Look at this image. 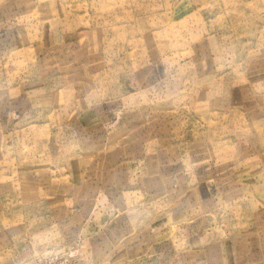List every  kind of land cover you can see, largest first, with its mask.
<instances>
[{
	"label": "rangeland",
	"instance_id": "rangeland-1",
	"mask_svg": "<svg viewBox=\"0 0 264 264\" xmlns=\"http://www.w3.org/2000/svg\"><path fill=\"white\" fill-rule=\"evenodd\" d=\"M0 264H264V0H0Z\"/></svg>",
	"mask_w": 264,
	"mask_h": 264
}]
</instances>
